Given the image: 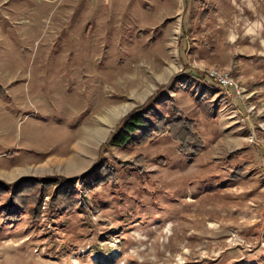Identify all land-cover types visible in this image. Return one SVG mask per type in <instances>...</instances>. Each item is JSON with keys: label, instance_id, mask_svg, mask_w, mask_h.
Wrapping results in <instances>:
<instances>
[{"label": "rangeland", "instance_id": "rangeland-1", "mask_svg": "<svg viewBox=\"0 0 264 264\" xmlns=\"http://www.w3.org/2000/svg\"><path fill=\"white\" fill-rule=\"evenodd\" d=\"M134 70L150 86L136 101L113 84ZM0 88V187L69 181L79 196L50 213L53 184L38 220L0 213V264H264V0H0ZM169 101L193 118L197 153L168 135L111 145L124 116ZM116 103L131 105L84 139ZM106 167L115 183L82 188Z\"/></svg>", "mask_w": 264, "mask_h": 264}, {"label": "trees", "instance_id": "trees-1", "mask_svg": "<svg viewBox=\"0 0 264 264\" xmlns=\"http://www.w3.org/2000/svg\"><path fill=\"white\" fill-rule=\"evenodd\" d=\"M0 97H5V92L0 88ZM199 105V104H198ZM210 105H203V111L210 113ZM139 133L137 137L133 135ZM168 135L176 142L175 150L181 154H195L201 147V139L196 133V124L192 117L187 116L176 107V104L169 101L163 104L161 110L153 111L150 119L146 116L144 107H139L122 118L116 131L111 137V145L121 147L126 143L134 145L144 144L155 136ZM130 166H138L133 160L125 163ZM243 166L234 169V175H239ZM116 172L114 168L106 167L95 172L94 177L84 175L81 183L84 190H93L97 186L110 181L116 182ZM58 185L57 180L41 182L37 179H28L19 185H11L7 188L0 187V191L9 195L3 196L0 193V213L4 220H15L21 217L25 210L33 219L38 220L40 207L44 197V190L50 185ZM3 199V200H2ZM79 196L76 193L74 183L65 181L58 185L57 191L48 203V211H67L77 207Z\"/></svg>", "mask_w": 264, "mask_h": 264}, {"label": "bare ground", "instance_id": "bare-ground-1", "mask_svg": "<svg viewBox=\"0 0 264 264\" xmlns=\"http://www.w3.org/2000/svg\"><path fill=\"white\" fill-rule=\"evenodd\" d=\"M172 69H173V64L168 62L167 67H165V69L162 72H159L158 69H153V71L151 72L152 73L151 75H153V76L156 75L157 77H160V76L166 75ZM138 73H139V71L134 70L132 75L127 74L128 76H127V78H125V80H124V78H120L118 81H115L113 83V84L120 85V86L121 85L128 86V87L130 86V89H129L130 99L135 100V101H136V99L141 98L143 95H145V93L150 88V86L146 82V79L144 77L139 78V76L137 75ZM137 79H140V81L137 84L132 85L134 81H138ZM59 93H61V92H59ZM98 99H99V97H98ZM99 101H100V99H99ZM97 103H98V100H97ZM130 105H131L130 103H116L114 105L103 106L101 111H99L96 115V120L98 122V126H95V128L91 127L92 129H90V128L87 129V133L85 134V136L83 138L84 139L85 138L91 139V135L98 138V137H101L102 134H106L109 127H112V125L115 123V121L118 119V117L121 116L123 113H125V111L130 107ZM102 138H103V136H102ZM80 144H81V142H78L74 146V148L78 150V148L80 147ZM54 161H55V163H59V162L62 163L63 162L65 169L73 168L74 164L76 163L73 156L66 159L65 161H62L61 159H54ZM48 162H51V160Z\"/></svg>", "mask_w": 264, "mask_h": 264}, {"label": "built area", "instance_id": "built-area-1", "mask_svg": "<svg viewBox=\"0 0 264 264\" xmlns=\"http://www.w3.org/2000/svg\"><path fill=\"white\" fill-rule=\"evenodd\" d=\"M207 74L210 78L215 80L219 85L223 87L224 86L226 87L233 82L231 75L228 72L221 69L211 68L207 71ZM238 91L239 90L237 89V92Z\"/></svg>", "mask_w": 264, "mask_h": 264}, {"label": "crops", "instance_id": "crops-1", "mask_svg": "<svg viewBox=\"0 0 264 264\" xmlns=\"http://www.w3.org/2000/svg\"><path fill=\"white\" fill-rule=\"evenodd\" d=\"M3 100H2V98H0V105H2L3 104V102H2Z\"/></svg>", "mask_w": 264, "mask_h": 264}]
</instances>
